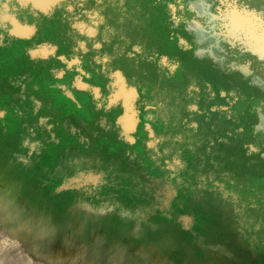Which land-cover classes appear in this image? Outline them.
Here are the masks:
<instances>
[{"label":"rangeland","instance_id":"1","mask_svg":"<svg viewBox=\"0 0 264 264\" xmlns=\"http://www.w3.org/2000/svg\"><path fill=\"white\" fill-rule=\"evenodd\" d=\"M188 1L63 0L47 13L9 1L34 37L0 26V180L49 227L1 228L0 264L149 260L150 250H133L141 238L127 236L135 222L170 241L167 264L216 252L227 264H264V85L254 82H264V55L224 36L213 46L223 63L195 55ZM233 1L264 21V0ZM116 71L136 91L127 135L120 104L109 105ZM94 226L117 239H98Z\"/></svg>","mask_w":264,"mask_h":264},{"label":"water","instance_id":"2","mask_svg":"<svg viewBox=\"0 0 264 264\" xmlns=\"http://www.w3.org/2000/svg\"><path fill=\"white\" fill-rule=\"evenodd\" d=\"M220 2L222 3L223 0H220ZM21 5H26V4H21ZM3 6L6 8V2H3ZM30 7L34 8L32 5H30ZM201 17H202L201 15L195 13V17L192 19L199 20ZM204 24L208 25V21H206V19ZM5 25H6V18L0 15V26H5ZM9 32H10V28H9ZM214 32H217V34L221 33L220 30L219 31L214 30ZM233 38L235 40H239L240 42L242 41L240 37L233 36ZM227 40H231V39L228 38ZM207 41L210 42V39L203 37L202 41L201 40L197 41L195 42V44L196 46L199 47L203 43L206 45ZM258 57L262 58L263 55H258ZM129 90L131 92L126 96L122 97L120 93H117L115 96L113 95V97L109 99V105L120 104L122 108V113L118 115V117L116 118L117 124L120 123L123 115L131 117L133 114H135V111L133 109V101L136 96V91L132 87H129ZM124 130L125 129L122 130V133L125 132ZM133 130H134V124H130L126 128L125 134H129ZM77 206L76 205L71 206L69 211L72 215V218L75 219V222L79 223V229H82V227H84L83 226L84 222H88V221H86L84 217L81 218L80 216H74L75 209H79L80 207H82L84 211H87L90 208L86 204H82L81 206H79V208ZM32 209L33 206L30 205L28 200L20 194L17 185H15L10 180L9 181L0 180V229L11 227V230L15 231V230H21L27 228H34L40 230L48 228L49 220L46 218L43 219L42 216L36 214ZM102 212H104V209L99 210V213ZM90 229L98 239H103L106 236H108L105 228L101 226H94ZM143 231H144L143 227L138 222H135L132 225V227L126 230L128 237L141 238V239H137L136 241V244L133 248L135 252H137L140 255H143L146 251L150 250L149 260H142L135 264H156L155 263L156 261L159 262V264L169 263L167 254H168V250L172 247L170 241L164 237H158V238H149L147 236L145 237L143 235L144 233ZM115 239L117 238L114 236L113 238H111V240H115ZM122 250H123V245L119 241H116L115 249L113 250V255L119 258L122 255ZM221 257L222 255L219 252L213 254L211 253L210 258H207L204 262H200L199 264H227L223 262Z\"/></svg>","mask_w":264,"mask_h":264},{"label":"flooded vegetation","instance_id":"3","mask_svg":"<svg viewBox=\"0 0 264 264\" xmlns=\"http://www.w3.org/2000/svg\"><path fill=\"white\" fill-rule=\"evenodd\" d=\"M18 1V0H17ZM63 0H52L49 5L45 8V11H41L43 13H47L49 11H51L54 7H56L59 3H61ZM199 0H189L187 2V6L188 8L193 11L194 13H197L198 15H201L203 18L206 19V21H208V25H205V24H201V22L197 19H190L186 22V25H185V29L191 33L192 37H193V42H197V41H202L203 37L204 38H208L210 39V42L207 41V43H210V45H208L206 43V45L203 43L201 46L199 47H196V49L194 50V54L197 55V56H203V55H207L209 57H211L213 60H215L216 62L218 63H223V60L221 59V57L219 58L218 55H216V53L213 51L214 47H216V43H217V38L220 36H224L225 38H230V39H234L233 36L230 32H229V29H228V22H229V8H233V7H237L239 9H243V11H247L248 13L250 14H253L255 15V17H258L259 19H262L261 17L258 16V14H256L254 11H250V10H247L246 8H242L241 6H238L233 0H223L222 2V9H212L211 8V4L208 2V0H203L206 4H207V8L208 10H201L200 8H198V6H196V3L198 2ZM20 3V2H19ZM27 5H32V3H27ZM33 6V5H32ZM36 8V7H34ZM37 9V8H36ZM6 10L8 13L10 14H13L14 13L11 11L10 9V5H9V0H6ZM39 10V9H37ZM40 11V10H39ZM15 17V15H14ZM16 18V17H15ZM17 19V18H16ZM8 19H6V25L9 27V23L7 21ZM18 20V19H17ZM19 21V20H18ZM263 25H264V21L261 20ZM20 22V21H19ZM21 23H24V22H21ZM27 24V23H25ZM29 25V24H28ZM77 29L80 31V32H83L87 35H90L91 33H89L88 31L90 30H93V34L95 33V29L92 28V27H89V26H86L84 23L82 22H78L76 25ZM205 28V30H204ZM214 28V29H213ZM209 30V31H208ZM214 30H220L221 33L217 34V32H214ZM207 32V33H206ZM28 36L27 37H23V38H28L29 40L33 39L34 37V29L32 27V30L27 34ZM90 35V36H92ZM212 36V37H211ZM236 37V36H234ZM239 37V36H238ZM242 38V37H241ZM183 43V41H181ZM243 44L245 46H247L251 51H255L256 53H258V55H263L261 53H259L254 47H252L250 44L242 41ZM215 44V45H214ZM214 46V47H213ZM53 52H50V53H47L45 54V56H40V57H48L50 55H52ZM32 56V55H31ZM162 62H165V61H162ZM237 69L241 70L243 72L244 75H251V70L247 67H242V66H239L237 67ZM123 76V75H121ZM112 77V76H111ZM113 79V78H112ZM123 76V83L124 85L122 84V86H124L125 88H129V86H127L126 84V80ZM257 80V79H256ZM254 81L255 83L257 84H260V85H264V82H261V81ZM74 85L80 89H90L92 92L94 91L93 89L95 88H90L88 85L84 84V83H80L79 82V78L77 77L75 80H74ZM84 85V86H83ZM88 87V88H87ZM115 91V89H113ZM95 91H97L95 89ZM117 90L115 91V93L112 94V97L113 95L115 96L117 93ZM95 93V92H93ZM111 97V98H112ZM123 97V96H122ZM121 97V99H122ZM258 117L260 118L261 117V114L259 113ZM136 120H137V117H136ZM261 121V119H260ZM137 122V121H136ZM262 124V123H261ZM118 125L121 127L120 123H118ZM136 125V124H135ZM135 129V127H134ZM125 134V133H124ZM127 135V134H126ZM125 139H127V141L130 140L129 137H126Z\"/></svg>","mask_w":264,"mask_h":264},{"label":"bare ground","instance_id":"4","mask_svg":"<svg viewBox=\"0 0 264 264\" xmlns=\"http://www.w3.org/2000/svg\"><path fill=\"white\" fill-rule=\"evenodd\" d=\"M51 1L52 0H18V2H20L21 4L32 3L33 7H36L40 11H45V8L49 5V3ZM3 2H6V0H0V15L4 18L8 19L7 21L9 23L10 32L12 33V35L15 34L18 36L19 35L20 36H28L27 34L32 30V26L19 22L14 17L13 14L8 13L6 8L3 6ZM196 6H198V8H200L201 10H205V11L208 10V8H207L208 6L203 0H199L196 3ZM228 10H229V15H228V17H229V22H228L229 32L234 36L242 37L244 42L250 44L259 53L264 55V25H263L261 19H259L258 17H255V15L250 14L247 11H243V9H239L237 7L229 8ZM43 46H45V45H42V47ZM121 75L122 74L119 71H116L111 75L113 78L112 79V85H114L115 91L117 90L116 93H120L122 96H126L131 91L129 90V88H125L124 86H122V84L124 85V83L122 82L123 76H121ZM260 119L264 122V119H262V115H261ZM136 121L137 120H136L135 114H133L131 117L123 115L121 118V121H120V125H121L122 130L125 129L124 131L126 132V128L130 124H134V127H135ZM3 230H4V228H3Z\"/></svg>","mask_w":264,"mask_h":264}]
</instances>
